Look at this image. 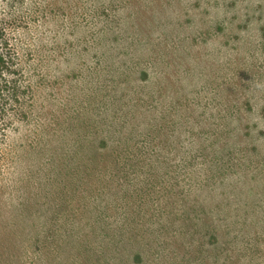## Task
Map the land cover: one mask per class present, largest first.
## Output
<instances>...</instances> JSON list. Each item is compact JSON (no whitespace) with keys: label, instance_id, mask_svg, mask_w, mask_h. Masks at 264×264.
<instances>
[{"label":"rangeland","instance_id":"obj_1","mask_svg":"<svg viewBox=\"0 0 264 264\" xmlns=\"http://www.w3.org/2000/svg\"><path fill=\"white\" fill-rule=\"evenodd\" d=\"M0 58V264H264V0H0Z\"/></svg>","mask_w":264,"mask_h":264},{"label":"trees","instance_id":"obj_2","mask_svg":"<svg viewBox=\"0 0 264 264\" xmlns=\"http://www.w3.org/2000/svg\"><path fill=\"white\" fill-rule=\"evenodd\" d=\"M0 64H2V60H1V58H0ZM135 255H137V258H140V259H141V256H142V255H141L140 253H139V254L136 253Z\"/></svg>","mask_w":264,"mask_h":264}]
</instances>
